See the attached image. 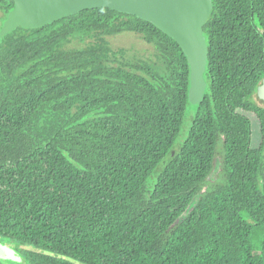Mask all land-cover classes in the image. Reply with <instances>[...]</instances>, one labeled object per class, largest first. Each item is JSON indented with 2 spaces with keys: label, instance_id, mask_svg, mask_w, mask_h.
I'll list each match as a JSON object with an SVG mask.
<instances>
[{
  "label": "trees",
  "instance_id": "1",
  "mask_svg": "<svg viewBox=\"0 0 264 264\" xmlns=\"http://www.w3.org/2000/svg\"><path fill=\"white\" fill-rule=\"evenodd\" d=\"M203 30L199 103L182 49L133 15L0 38V242L34 248L8 264H264V0H212ZM124 33L153 59L112 48Z\"/></svg>",
  "mask_w": 264,
  "mask_h": 264
},
{
  "label": "water",
  "instance_id": "2",
  "mask_svg": "<svg viewBox=\"0 0 264 264\" xmlns=\"http://www.w3.org/2000/svg\"><path fill=\"white\" fill-rule=\"evenodd\" d=\"M14 7L0 29V38L17 28L37 29L76 15L84 10L107 8L133 15L173 39L189 62L188 100L202 101L206 89L204 72L208 57L203 27L212 10V0H2ZM256 95L264 103V77ZM8 253V256H4ZM0 257L19 261L10 248L0 242Z\"/></svg>",
  "mask_w": 264,
  "mask_h": 264
},
{
  "label": "rangeland",
  "instance_id": "3",
  "mask_svg": "<svg viewBox=\"0 0 264 264\" xmlns=\"http://www.w3.org/2000/svg\"><path fill=\"white\" fill-rule=\"evenodd\" d=\"M0 26H1V21H0ZM108 40L111 43L112 48L114 49H125L126 53L130 57H135L138 59H153L154 56V48L151 45L146 44L141 36L137 34H132V33H124L121 35H117L115 37H110ZM80 44L78 42H73L68 47H77ZM192 106H188L187 112L185 115V119L183 122V129L181 132V135L184 133L185 129L187 128L188 124L191 122V117L194 113ZM180 135V136H181ZM222 147V138L218 140L217 146H216V152L218 153L221 150ZM222 155L221 153L218 154L215 158L214 162V168L211 176L208 179L207 186L203 187V191L206 190L208 185H213L218 183L222 179ZM262 242L261 235L258 236L256 234H253L250 243L252 245L253 251L255 254H260V245ZM5 244L10 248V250L13 252V254L21 260L19 262L24 261V258L20 252V250H34L31 246L28 245H19V244H14V243H8L5 242ZM4 256H8V253ZM23 258V259H22ZM0 260L4 262L5 264L8 263H18L16 260L12 259H5L4 257H0Z\"/></svg>",
  "mask_w": 264,
  "mask_h": 264
},
{
  "label": "flooded vegetation",
  "instance_id": "4",
  "mask_svg": "<svg viewBox=\"0 0 264 264\" xmlns=\"http://www.w3.org/2000/svg\"><path fill=\"white\" fill-rule=\"evenodd\" d=\"M5 244V243H4Z\"/></svg>",
  "mask_w": 264,
  "mask_h": 264
}]
</instances>
